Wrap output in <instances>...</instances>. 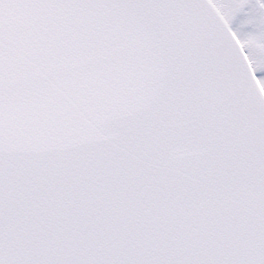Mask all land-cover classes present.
I'll return each mask as SVG.
<instances>
[{"label": "snow or ice", "instance_id": "6c2138e0", "mask_svg": "<svg viewBox=\"0 0 264 264\" xmlns=\"http://www.w3.org/2000/svg\"><path fill=\"white\" fill-rule=\"evenodd\" d=\"M0 264H264V0H0Z\"/></svg>", "mask_w": 264, "mask_h": 264}]
</instances>
